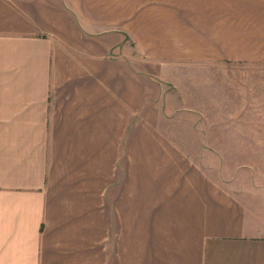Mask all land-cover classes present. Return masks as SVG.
<instances>
[{"label": "crops", "instance_id": "1", "mask_svg": "<svg viewBox=\"0 0 264 264\" xmlns=\"http://www.w3.org/2000/svg\"><path fill=\"white\" fill-rule=\"evenodd\" d=\"M0 264H264V0H0Z\"/></svg>", "mask_w": 264, "mask_h": 264}, {"label": "rangeland", "instance_id": "2", "mask_svg": "<svg viewBox=\"0 0 264 264\" xmlns=\"http://www.w3.org/2000/svg\"><path fill=\"white\" fill-rule=\"evenodd\" d=\"M185 68V67H183ZM172 73L169 75L172 78L173 83L178 85L169 92H167L168 98H166L167 103L169 105L167 106V111L163 113V117L161 118V123H164L163 126L166 124V126L169 128L168 131L173 132V130L179 131V128H182L186 130V132L183 130L184 136L187 137V141L191 142L194 141V135H196V114L193 112L192 109H194V66L188 67L187 72V79L184 80V82H181V77L183 76V72L179 71V69H176L174 67L171 68ZM180 72V73H179ZM174 73V74H173ZM184 86L183 89L180 90V84ZM181 92H183V95L181 96ZM179 95V96H178ZM188 105V108L190 109H181V111L176 109H179L178 107L186 106ZM170 112V113H169ZM171 120V121H170ZM168 131L166 133L168 134ZM176 132V131H175ZM177 133V132H176ZM179 136L180 134H172V136ZM178 140H180L178 138ZM184 141V140H183ZM186 142V141H185ZM184 142V143H185ZM179 147L184 150L186 153H189L194 156V149L195 145H189L179 143ZM196 155V154H195ZM223 169L225 168L224 165Z\"/></svg>", "mask_w": 264, "mask_h": 264}]
</instances>
